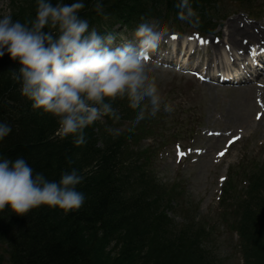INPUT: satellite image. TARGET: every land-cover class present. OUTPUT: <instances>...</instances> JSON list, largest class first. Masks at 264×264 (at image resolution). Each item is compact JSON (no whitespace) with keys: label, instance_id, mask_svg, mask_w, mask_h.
<instances>
[{"label":"clouds","instance_id":"9594fccd","mask_svg":"<svg viewBox=\"0 0 264 264\" xmlns=\"http://www.w3.org/2000/svg\"><path fill=\"white\" fill-rule=\"evenodd\" d=\"M91 11L109 20L104 0H88ZM35 15L26 21L0 15V59L15 64L11 79L21 97L41 115L54 118L62 139L79 147L87 143L85 130L105 117L118 122L116 101L135 109L131 127L161 110L173 107L162 98L152 54L169 33L162 18L141 17L130 34L103 30L81 13L86 0H35ZM176 19L200 26L193 0H175ZM119 134V129H109ZM12 126L0 121V143ZM85 176L72 168L50 180L23 156L0 153V212L18 216L46 206L65 214L81 209L88 195L80 190Z\"/></svg>","mask_w":264,"mask_h":264},{"label":"trees","instance_id":"16d2710c","mask_svg":"<svg viewBox=\"0 0 264 264\" xmlns=\"http://www.w3.org/2000/svg\"><path fill=\"white\" fill-rule=\"evenodd\" d=\"M163 1L104 3L109 18L129 20L142 14L146 3ZM169 3L174 5L175 0ZM86 4L81 14L92 25H101L102 17L91 11L88 0ZM13 7V18L22 22L35 15V0H14ZM15 67L7 56L0 59V121L12 126L11 134L0 143V153L13 159L25 157L50 180H58L62 171L78 169L85 176L80 190L88 198L71 214L46 206L25 216L7 209L0 212V240L9 247L11 264H208L198 249L199 231L187 228L171 234L165 229L166 221L156 208L162 191L155 181L119 165L117 149L109 155L100 154L94 140L96 124L87 128L83 146L56 136L55 121L33 110L19 94L11 79ZM111 241L117 248L121 244V249L109 250ZM255 255L246 256V264H264V239Z\"/></svg>","mask_w":264,"mask_h":264},{"label":"rangeland","instance_id":"374dc122","mask_svg":"<svg viewBox=\"0 0 264 264\" xmlns=\"http://www.w3.org/2000/svg\"><path fill=\"white\" fill-rule=\"evenodd\" d=\"M11 0H0V15L9 14ZM261 3V2H258ZM214 6V5H213ZM240 9L228 3L224 7L225 13L233 14L224 19V14L221 13L219 19L214 18L211 22L216 27H221L225 30V24L236 19V24L240 27L243 25L242 17L238 12ZM235 15V16H234ZM220 32V31H219ZM245 38L241 36L239 39ZM158 71V70H157ZM157 83L162 95V98L168 101L176 114L166 123L168 130L167 138L172 135V129L176 122L177 116H181L179 105L185 107L188 113H201L205 120V127H212L213 124L224 128H237L245 126L246 133L249 135L244 139L242 150L247 151L251 157H256L258 160L261 152L264 151V123L255 125L253 121L254 115V96L253 93H248L243 96L240 103V95L236 91L229 89H215L218 94L210 91L209 86L200 85L193 79L188 77L177 76L174 72H154ZM213 88V87H212ZM236 93V94H234ZM252 107L249 109V106ZM213 114L222 115L225 119L224 123H219L214 120ZM186 118V117H185ZM248 126V127H247ZM146 143V142H145ZM147 144V143H146ZM263 144V146H260ZM142 145H144L142 143ZM164 156V154H163ZM159 177L165 182L172 183L176 178L180 179L186 187V193L192 206L195 207L198 219H207L209 223L217 224L216 227V242L214 250L223 260L224 264H243L239 254L235 252L236 239L226 232V228L221 225L222 214L219 208L216 196L213 192L216 187L214 167L211 165L210 157L203 158L199 164L194 165L188 170H178L177 166L169 165L165 160H160L153 165ZM240 189V188H239ZM177 221L182 223L183 219L177 217ZM3 262H6V254L3 251Z\"/></svg>","mask_w":264,"mask_h":264},{"label":"bare ground","instance_id":"6f19581e","mask_svg":"<svg viewBox=\"0 0 264 264\" xmlns=\"http://www.w3.org/2000/svg\"><path fill=\"white\" fill-rule=\"evenodd\" d=\"M227 25H228V28H230L231 36H235L237 34H242V35L243 34H246V35L250 34V29L249 28L240 29L234 22H229ZM261 34L264 35V31H262ZM231 36L229 34H227V39H228L227 43H231L233 46H236L238 41L232 40ZM255 36L256 35H254L252 33L249 35L250 38H254ZM214 50H215V55L216 56L221 55V51L217 47H215ZM246 91H247L246 89L240 90V92H242V93H245ZM250 107H252V106H249V108Z\"/></svg>","mask_w":264,"mask_h":264},{"label":"snow or ice","instance_id":"6c2138e0","mask_svg":"<svg viewBox=\"0 0 264 264\" xmlns=\"http://www.w3.org/2000/svg\"><path fill=\"white\" fill-rule=\"evenodd\" d=\"M173 39H175V37H173ZM200 42L204 43L203 40H200ZM259 116H260V114H258V116H257L258 119H259ZM234 139H239V137H235ZM229 143H231V141ZM219 155H223V153H219Z\"/></svg>","mask_w":264,"mask_h":264}]
</instances>
